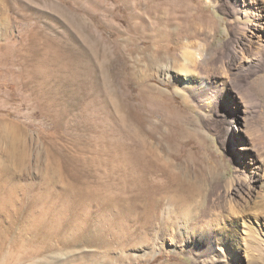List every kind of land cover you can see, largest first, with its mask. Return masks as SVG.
<instances>
[{
	"label": "rangeland",
	"instance_id": "374dc122",
	"mask_svg": "<svg viewBox=\"0 0 264 264\" xmlns=\"http://www.w3.org/2000/svg\"><path fill=\"white\" fill-rule=\"evenodd\" d=\"M236 17L229 0H0V264H250L264 215L229 210L264 200V49ZM191 61L210 89L185 100L164 74ZM213 198L216 228L195 232L217 249H182L161 211Z\"/></svg>",
	"mask_w": 264,
	"mask_h": 264
},
{
	"label": "bare ground",
	"instance_id": "6f19581e",
	"mask_svg": "<svg viewBox=\"0 0 264 264\" xmlns=\"http://www.w3.org/2000/svg\"><path fill=\"white\" fill-rule=\"evenodd\" d=\"M229 1L232 4L235 16L237 15V17L239 18V21H240L239 27L241 28V30L244 32H249L252 35V37L255 36V37H260L261 39H263L262 42L259 43V47H260L259 49H261V47L264 49V13H263L264 12V0H229ZM261 4H263V5L261 6ZM242 16H243V19L241 18ZM237 17H236V19H237ZM250 44H251L250 45V47H251L252 43H250ZM244 56H245V54L242 53V59L246 60V59H244ZM191 63H192V61L187 63L185 66H183L180 70L181 72L178 71L180 73H178V72L173 73L171 70H168L166 72H165V70L162 71V72H165L164 75L170 82H173L176 84L177 93L180 94L181 96H183L185 98V100H187V98L189 96L187 94L188 90H192L191 92H196V91H202V90H205L208 88L210 89V83H209L210 81H207V79H205V77L202 76V74L198 71V68L196 67L197 65L195 66ZM198 63L200 64L199 61H198ZM200 66L203 67L202 64H200L199 67ZM189 94H192V93H189ZM149 162H150L149 172L151 175H155L157 166L155 164L154 157H150ZM159 171H160V169H159ZM150 177H152V176H150ZM246 178L243 180L244 184L248 183ZM154 183H155V181H154ZM158 183L161 184L160 182H158ZM238 184L241 186H237ZM244 184L241 183L240 181H236V182L233 181V182H231V184L228 186V188L226 190H230L232 196L233 195L239 196L240 193L244 192V190H245L244 188H246V185H244ZM163 185H164V183H163ZM261 186L264 187V183ZM158 187L160 188V185H158ZM186 187L191 192H193V191L195 192V187H193L192 185L187 184ZM186 187L182 188V191L184 193L187 192ZM157 188H156V190H157ZM164 188H166V187H164ZM156 190H155V187H153L152 185L150 186V189L148 190V198H147V202L149 205L148 210L151 212H153L155 210V206H156V202H157ZM250 190H251V192H253L254 187H252ZM158 191H159V189H158ZM217 199L220 200L221 195H219L217 197ZM216 202H217L216 198H213V202H212L210 208L208 207L209 206L208 202H205L204 205H202V206H200V205L194 206L193 204H192L193 205L192 206L191 204L190 205L185 204L184 206L177 209V211L172 213V214H170L169 212H166L164 210L161 211L162 222L164 224V227L167 224L166 222L169 220L174 223V226L176 227V230L178 231V234H179V237L181 240L180 243H181L182 249H184V250H195L197 252H200L203 250L208 251V252H215V250L217 249L216 242L214 240H212L208 244L203 243V240H202L203 237L201 236V238H198L196 236L195 229L198 228L200 225H202L201 226L202 231H206V229L216 228L215 225L217 224V220H212L211 219L212 214H211V212H209V209L214 211L217 208ZM248 204L245 206H241L238 202H234V205L231 202V208L229 210L230 211L229 212V214H230L229 218L233 219L234 222L235 221H241L243 219V217L245 218V214H247L249 211L251 213L252 209H258V211L255 212L256 216H258V218L263 217V215H264V200L261 202L260 206H253V205H251V202L250 203L248 202ZM235 223L239 224L240 222H235ZM238 227H240V226H235V229H237ZM248 228H249L250 232L247 235V237L245 238V240L242 241L243 242L242 248L244 250L250 252V257L252 258L251 261H249L250 264H257V261H262L264 259L263 258L264 248L262 247L261 244L256 246V242H257L256 233H257V231L254 228V226L249 225ZM224 235H226L225 232H224ZM157 241L160 243L159 237H158ZM233 241H230L228 243L224 238H220L219 244L224 245V246H222V248L224 250H227L230 252L232 250V246L234 244ZM227 245L229 246L228 248H227ZM162 248H164L163 242L160 244L159 249H162ZM242 248H240V249L243 250Z\"/></svg>",
	"mask_w": 264,
	"mask_h": 264
}]
</instances>
